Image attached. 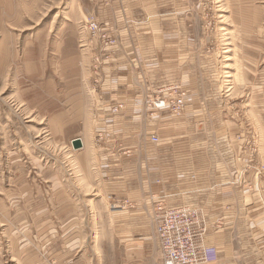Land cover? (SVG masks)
I'll list each match as a JSON object with an SVG mask.
<instances>
[{
	"label": "rangeland",
	"instance_id": "rangeland-1",
	"mask_svg": "<svg viewBox=\"0 0 264 264\" xmlns=\"http://www.w3.org/2000/svg\"><path fill=\"white\" fill-rule=\"evenodd\" d=\"M117 1L145 42L140 83L122 86L140 99L145 138L159 139L141 150L123 147L109 115L94 129L92 58L106 60L99 75L114 51L87 47L84 24L101 21L93 0H0V264H161L160 205L204 210L213 264H264V0ZM110 30L120 44L122 29ZM177 41V53L154 51ZM220 173L215 184L236 189L230 228L201 193ZM188 174L200 193L185 190Z\"/></svg>",
	"mask_w": 264,
	"mask_h": 264
},
{
	"label": "crops",
	"instance_id": "crops-1",
	"mask_svg": "<svg viewBox=\"0 0 264 264\" xmlns=\"http://www.w3.org/2000/svg\"><path fill=\"white\" fill-rule=\"evenodd\" d=\"M118 4L117 0H93L91 3L92 8L89 10H92L96 12V15L98 18H100V25L101 27L113 34V32L110 30L111 27H116L120 28L121 30V40L120 44L117 42L115 48L113 49L114 51V56L112 58V64L105 68H101V70L98 72L99 75H97L93 71H89L91 77L89 79V90L90 93L93 94L98 90L99 92V87H101L100 95L99 98H101V107L96 108L94 110V115L97 118V122L99 123L97 126L94 127L95 130H98L101 128V125L105 123V120L107 119V115L110 116L109 120L113 123V127L118 130V132L123 136L124 138H127V141L125 139V142H123V147L125 148H132L134 149H146V146H150L152 144L149 143V138H145L147 132H143L141 130V124L142 120L141 119V108H140V99L137 98V96H133L134 94L132 92H129V88H124L122 87L124 84L127 87L134 86L138 83H140V78L136 76L135 69H137V62L141 60L140 56L137 54L139 50L141 51V44H144L142 40H139V44L137 45L138 41H134L133 38H141L143 35L140 31H134L130 29H125V21L124 19H127V16L123 18V16L119 13L118 10H116V5ZM127 15V14H126ZM133 19V17H132ZM153 33V32H151ZM157 35H160V31L157 33ZM163 36H166L167 38L169 37H180L182 34L178 31H172V32H166L163 33ZM178 42V41H177ZM181 43H172V44H167L164 46L162 49H156L154 51L159 52L161 50H164L165 52H170V53H177V49L180 46ZM90 54L92 56V51L90 50ZM135 53V56H132L131 54ZM156 64H154V61H149L147 66L148 67H154ZM124 70H128L129 75L125 76L123 73ZM96 86V88L94 87ZM132 88V87H131ZM133 89V88H132ZM125 91V92H123ZM126 93L130 94L128 96V102H123V104H118L122 105L123 107L119 109L117 112H113V109L116 107H113L112 109L109 105V102L112 98H115L117 96H123ZM135 93V92H134ZM136 94V93H135ZM117 105V106H118ZM107 106V107H106ZM152 120H156V117L153 116L151 118ZM144 121V120H143ZM135 130L133 134H131V131ZM136 135L140 138L138 141H134ZM130 137L133 138V140H130ZM141 138L144 139V141H141ZM142 139V140H143ZM221 174V173H220ZM192 177V179L190 178ZM225 176L221 174V177L219 179H211V190L206 191V192H201V193H206V195L202 196H211L212 194L214 197L216 196L215 203H214V208H215V213L216 216L214 217L215 225H218V227L223 226L226 224L223 228H230L231 223L234 220V215L237 212V205H236V199L234 196L236 189L232 188V184L230 185H220L218 186L215 184L216 181L218 180H223ZM140 180H144L142 176H139ZM147 180L150 181V184L152 185L153 182H157L156 176L150 174ZM231 180V175L229 178ZM197 180V181H196ZM200 178L196 176L195 174H188L186 178L184 179L185 185L184 187L189 194L193 195L198 193L197 191L199 187H193V184L195 183H200ZM228 181V180H227ZM210 182V180H209ZM214 185V186H213ZM196 186V185H195ZM201 188V187H200ZM138 192V193H137ZM136 194H140V191H134ZM186 193V192H185ZM200 193V192H199ZM212 193V194H210ZM208 213V210H207ZM213 238V237H212ZM216 234H214V239L216 242ZM224 241H229V238L223 239ZM158 246V245H157ZM215 250H218L217 247H215ZM219 256L220 252L218 251ZM221 258H219L218 262L220 263Z\"/></svg>",
	"mask_w": 264,
	"mask_h": 264
},
{
	"label": "bare ground",
	"instance_id": "bare-ground-1",
	"mask_svg": "<svg viewBox=\"0 0 264 264\" xmlns=\"http://www.w3.org/2000/svg\"><path fill=\"white\" fill-rule=\"evenodd\" d=\"M121 1L123 2L125 0ZM95 23L99 28L96 32L97 35H105L107 31H105L98 22L95 21ZM82 30L87 34L88 38L90 37V47L89 43L87 46L89 50L92 52L94 50L99 52L98 46H101V42L92 37L93 35L91 28H89V21L84 24ZM95 57L96 56H93L92 58V65L95 68L94 70L98 67L94 62ZM94 70L93 72H95ZM227 78H231V76H228ZM175 105L180 104L176 102ZM120 108L121 106H119V109ZM117 111L118 108H114L113 112ZM148 140L152 145L159 143V139L153 135L150 136ZM80 142L82 147L83 142ZM182 207L173 208L160 205L158 209L155 210L154 233L161 255V264H178L183 258H191L194 252H198V256L192 258H195L196 260H193L194 264H213L217 260V252L215 248L206 246L202 243V238L204 237L207 225L204 220V217H206L204 210L201 208L187 209ZM189 219L193 220V225L186 226L183 229L185 221ZM172 227H175L176 229H173Z\"/></svg>",
	"mask_w": 264,
	"mask_h": 264
},
{
	"label": "built area",
	"instance_id": "built-area-1",
	"mask_svg": "<svg viewBox=\"0 0 264 264\" xmlns=\"http://www.w3.org/2000/svg\"><path fill=\"white\" fill-rule=\"evenodd\" d=\"M89 28H91L92 35H93L92 37L101 42V46H99L100 48H98L100 53H108L111 50H106V48H110V47L114 48V46L116 44V39L111 38L110 34L105 33V35H101V36L97 35L96 32H97V30H99V28H98L97 24L93 21L89 22ZM105 61L106 60H104L103 58L101 59L98 55L94 59V62L98 67L103 66ZM177 102H178V104H181V101H177ZM190 225H193V220L192 219L186 220L184 223L183 229L186 226H190ZM172 228L176 229L175 227H172ZM196 256H198V252H194V254L192 255L191 258H183L178 264H194V261H196V260H195V258L194 259H192V258L196 257ZM209 256H210V254H209Z\"/></svg>",
	"mask_w": 264,
	"mask_h": 264
},
{
	"label": "water",
	"instance_id": "water-1",
	"mask_svg": "<svg viewBox=\"0 0 264 264\" xmlns=\"http://www.w3.org/2000/svg\"><path fill=\"white\" fill-rule=\"evenodd\" d=\"M72 147L73 149H80L81 148V142L79 139L73 140L72 141Z\"/></svg>",
	"mask_w": 264,
	"mask_h": 264
}]
</instances>
